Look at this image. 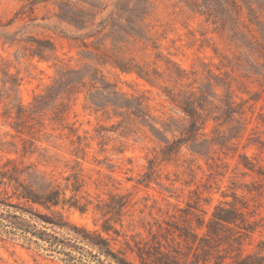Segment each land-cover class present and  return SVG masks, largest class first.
<instances>
[{"label": "rangeland", "instance_id": "obj_1", "mask_svg": "<svg viewBox=\"0 0 264 264\" xmlns=\"http://www.w3.org/2000/svg\"><path fill=\"white\" fill-rule=\"evenodd\" d=\"M0 172V264H264V0H0Z\"/></svg>", "mask_w": 264, "mask_h": 264}, {"label": "trees", "instance_id": "obj_2", "mask_svg": "<svg viewBox=\"0 0 264 264\" xmlns=\"http://www.w3.org/2000/svg\"><path fill=\"white\" fill-rule=\"evenodd\" d=\"M5 178H9L10 177H6V175H4V173L0 172V185H4ZM18 198H21L27 202H33V203H38L41 204L45 207H47L48 209H51L52 206H56L58 204V201L54 198L55 196H51V197H47L45 199H41L36 197L35 195H32L31 193H28L26 191V189H24V191H19L16 195ZM0 206H12V203L6 201V199H1L0 198ZM16 215H14L15 217ZM6 222V218H5V214L3 212H0V231L3 233H9L10 230L7 228L9 225L5 224ZM13 227L21 229L22 231H26L27 229L24 227H19L17 225H14Z\"/></svg>", "mask_w": 264, "mask_h": 264}]
</instances>
